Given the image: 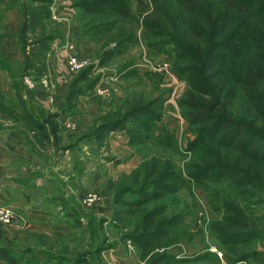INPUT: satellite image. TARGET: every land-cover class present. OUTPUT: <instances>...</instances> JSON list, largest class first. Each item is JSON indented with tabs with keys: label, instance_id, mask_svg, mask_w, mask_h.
Wrapping results in <instances>:
<instances>
[{
	"label": "trees",
	"instance_id": "16d2710c",
	"mask_svg": "<svg viewBox=\"0 0 264 264\" xmlns=\"http://www.w3.org/2000/svg\"><path fill=\"white\" fill-rule=\"evenodd\" d=\"M8 2L19 15L14 40L21 60L16 74L2 67L13 102L5 104L0 88V114L29 135L32 152L71 150L74 145L62 144L57 118L77 115L80 98L94 99L90 94L101 80L97 71L142 39L148 51L170 58L171 71L184 85L175 106L184 132L192 137L184 148L189 156L177 170L170 155L181 154L178 142L171 134L155 133L163 114L159 96L148 100L130 95L117 109L95 115L85 135L96 151L107 154L106 163L118 162L108 155L110 132L122 133L129 146L148 144L158 150L105 183L110 223L121 243L138 250L140 264L191 262L166 253L190 234L181 214H166L164 199L182 188L192 197V189L200 188L214 216L206 229L220 258L231 264L252 257L251 244L261 232L255 209L264 207V0H134L135 13L130 0H70L68 8L77 14L81 37L93 43L95 63L67 78L58 113L32 112L27 101L33 91L23 79L35 83L53 78L51 45L63 40L58 21L63 7L53 0ZM114 76L128 79L136 71L127 61ZM25 252L0 245V261L26 264ZM43 256L53 264L55 257ZM83 256L71 264H79ZM210 256L213 264H220L215 254Z\"/></svg>",
	"mask_w": 264,
	"mask_h": 264
},
{
	"label": "rangeland",
	"instance_id": "374dc122",
	"mask_svg": "<svg viewBox=\"0 0 264 264\" xmlns=\"http://www.w3.org/2000/svg\"><path fill=\"white\" fill-rule=\"evenodd\" d=\"M53 1L63 7L58 13L63 40L51 45V64L55 74L53 78H42L35 83L23 79L27 89H32L33 93L27 101V94L23 91L22 99L27 101L30 110L35 113H58L62 109L61 98L66 80L74 74L69 71L68 63L71 59L79 69L95 63L93 43L81 37L77 14L68 8L70 0ZM130 8L132 13H135L134 0H130ZM0 10L6 11V14L0 17V88L5 95V104L10 105L13 100L7 86V70L2 67L15 73L19 65L20 55L14 40L19 15L16 7L8 0ZM127 61L131 62L136 76L122 80L115 78L118 68ZM170 66V58L166 54L148 51L140 39L127 54L98 70L101 80L90 94L94 99L80 98L77 115L60 114L57 118L62 144L74 145L71 150L58 153L48 147L43 151L32 152L29 135L23 134V128L19 124L10 122L0 114V154L3 142L20 138V151L27 154L29 160L22 165L26 169V176L22 175L17 180L31 182L25 183H29L34 191L38 190L37 201L33 203L35 208L40 213L56 218V222L47 226L45 231L39 228L28 230L27 219L22 210L7 206L24 218V226L19 228L26 230L18 232V236L14 234L10 248L26 251L22 255V261L26 264L47 263L43 254L55 257L53 264H71L73 258H82L83 254L84 260L79 264H140L138 250L129 244L121 243L117 230L110 223L111 203L104 186L107 180L127 174L158 150L148 144L143 147L129 146L122 133L110 132L108 155L118 162L106 163L104 157L107 154L96 151L94 143L86 138L85 130L95 115L117 109L119 101L127 96L141 95L148 100L159 96L163 100V114L155 123V133L164 132L174 136L181 154L170 155V158L176 169L181 170L182 164L187 162L189 156L184 151L185 144L192 137L184 132L185 124L179 118L175 106V100L182 93L184 85L176 79ZM77 137H80V140L75 143ZM14 147L19 149L18 145ZM16 150H13L14 153ZM8 184L10 185L8 179L2 175L0 163V189ZM209 185L213 188L223 187ZM12 187L17 189L15 186H11V189ZM206 198V192L200 188L192 189V197L182 188L174 196L164 199L166 214H181L182 226L190 234L188 240H182L166 250L167 254L176 258L186 257L191 260L184 264H213L210 253L221 259L218 253L220 249L208 236L206 229L208 221L214 217L209 211ZM255 213L261 217V232L260 239L251 244L253 256L246 261L231 264H264V207L256 208ZM75 219H78V224ZM73 226L77 227L74 229ZM0 228L12 233L16 231L14 228ZM220 264L227 263L221 259Z\"/></svg>",
	"mask_w": 264,
	"mask_h": 264
},
{
	"label": "crops",
	"instance_id": "0c3cea01",
	"mask_svg": "<svg viewBox=\"0 0 264 264\" xmlns=\"http://www.w3.org/2000/svg\"><path fill=\"white\" fill-rule=\"evenodd\" d=\"M6 3L7 0H0V8L4 7ZM5 14L6 11L0 10V17H3ZM20 143V138L16 139L15 141L7 140L6 142L2 143V152L0 154V163L2 164V175H4L5 178L8 179V183H10V185L8 184L4 188L0 189V203L5 206H12L18 211H20L21 209L22 213H24L26 216V223L29 226L28 230L33 228L36 230V228H39L42 231H45V228L47 226H52L54 222H56V218H54L55 216L53 215L43 214V212L40 213L37 208H35L36 205L34 206L33 203L37 201L36 196L38 194V190L34 191V189H32L30 185H28L31 182L27 180H17L22 175L26 176V169H24L22 165H24L26 161L29 160V156L20 151V149L22 150ZM15 145L19 146L18 150L15 149ZM13 150H16V153H14ZM17 174L18 176H15ZM11 186H15L17 187V189L13 187V189H11ZM20 229L21 228L16 229V231H14L13 233L9 230H0V243H3V245H0L7 247L10 246L11 239L15 238L14 234L18 236V232L21 233L26 230ZM0 264L6 263L0 261Z\"/></svg>",
	"mask_w": 264,
	"mask_h": 264
},
{
	"label": "built area",
	"instance_id": "2783aa9c",
	"mask_svg": "<svg viewBox=\"0 0 264 264\" xmlns=\"http://www.w3.org/2000/svg\"><path fill=\"white\" fill-rule=\"evenodd\" d=\"M69 71L76 72L79 70V67L74 63V60L71 59L68 63ZM24 218L20 215L19 212L14 211V209L7 206H0V227L3 228H14L18 229L24 225Z\"/></svg>",
	"mask_w": 264,
	"mask_h": 264
}]
</instances>
